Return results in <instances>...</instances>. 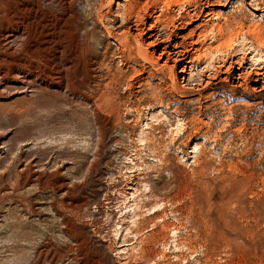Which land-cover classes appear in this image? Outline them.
<instances>
[{"label": "rangeland", "instance_id": "obj_1", "mask_svg": "<svg viewBox=\"0 0 264 264\" xmlns=\"http://www.w3.org/2000/svg\"><path fill=\"white\" fill-rule=\"evenodd\" d=\"M93 1L73 2L79 27L85 25L83 13ZM231 1L232 5H217V10L225 16L237 9L243 14V27V21L233 23L238 39L233 42V57L247 55L244 66L251 71V89L239 87L233 95L228 91L231 76L225 83L215 81L202 92V96L216 92L215 100L200 99L218 104L202 112L204 123L192 122L199 103L188 104L187 94L179 101L193 105V110H173L154 104L146 85L138 96L141 105L123 107L117 111V121L111 114L100 136L92 109H85L80 97L56 98L54 93L56 99L49 103L35 101L39 91L22 87L19 79L24 73L12 84L0 76V111L25 113L22 123L0 119V264H142L147 259L151 264H264V86L259 81L256 90L251 87L252 73L259 70L258 62L264 67V57L250 60L256 52L248 46L257 48L259 43L253 42L255 32L244 41L239 33L249 27L264 37V0ZM19 2L24 8L20 20L26 28L44 32L40 38L44 35L45 47L64 39L66 23L44 13H27L26 2ZM122 2L116 0L110 13ZM116 13L118 18L103 17L113 33L122 23ZM213 20L221 23L223 17ZM195 23L176 32L185 34ZM98 29L92 40L94 54L100 59L108 42L103 65L115 66L120 49L102 27ZM7 42L18 44L13 37ZM263 46L259 43L257 49ZM234 72L232 67L221 75ZM177 74L185 88L195 85L181 81ZM20 98L24 103L16 102ZM220 98L228 100L223 103ZM234 104L237 107L229 110ZM178 117L184 122L182 128ZM174 164L180 172L170 170ZM117 189L135 191L134 200L127 201L136 202L134 212L116 214ZM115 223L120 225L117 235ZM245 228L255 235L232 234ZM220 230L227 236L220 237Z\"/></svg>", "mask_w": 264, "mask_h": 264}, {"label": "bare ground", "instance_id": "obj_2", "mask_svg": "<svg viewBox=\"0 0 264 264\" xmlns=\"http://www.w3.org/2000/svg\"><path fill=\"white\" fill-rule=\"evenodd\" d=\"M24 1L26 2L25 5H27L25 8L28 10L27 13H44L46 16H51V18L55 17L54 20L58 23H66L68 29L65 31L67 33L65 34L64 32V39L62 38L63 40H60L54 46L45 47L44 35L40 38V35L44 34V32L37 31L38 27L26 28L25 24L23 25V22L20 20L24 9L21 7L23 3L19 2V0H0L1 78L7 83L12 84L17 81L16 77L19 74L24 73L22 78L19 79L22 82V87L26 86L38 90V95L33 100L39 102L49 103L58 97L64 96L67 98L69 94L80 97L85 109L89 110L88 106L92 109L93 121L96 125L97 134L100 136L104 135L105 125L109 122L111 114L114 115L113 121H117L119 117L117 111L120 112L123 107L133 109L139 103L141 105L138 96L145 89L146 85L151 95H154V104L158 106L164 104L168 108L172 107L173 110L181 109L184 111L190 109L192 111L193 105L185 103L193 104V101L199 103L194 108L196 111L195 115L192 116L194 124L198 121L204 123V117H201L202 112L206 110L212 111L211 109L215 102H211V100H215L214 96L217 95L216 92H210L208 96H202V92L214 84L215 81L225 83L227 78L231 76L232 89L229 88L230 90L228 91L233 95H235L239 87L251 89L248 83L251 71L244 66L247 55L244 53L238 58L234 59L233 57V51L235 50L233 42L238 40L237 33L233 31V23L234 21H238L240 24L243 21V14L240 9H237L235 12L232 11L225 16L220 10H217V5L225 7L230 2L232 5L234 1L123 0L121 6L116 7L113 13H110L112 5L115 4L116 0H95L89 4V9L83 13L85 25L91 19L89 31L84 30L85 25L79 27L80 24L77 22L78 13L73 7L75 0ZM92 10L94 11L93 17H91L93 14ZM56 12L59 14L56 15ZM116 12L121 14L122 23L117 27L120 31L113 33L103 23V17L113 16V19L118 18V13ZM222 17L223 21L221 23L213 20L214 18L220 19ZM244 22H246L245 19L241 22L243 24L242 27L245 24ZM194 23L195 25L188 29L185 34L176 32L177 29L185 30ZM99 26L106 32L108 38H112L117 43V48L120 49V60L115 66H113L112 62L107 67L103 65L106 51L109 48L108 42L104 44V51L100 59L94 54L92 40H94L100 31L98 29ZM78 28L80 29L77 30ZM81 29H83V34L81 33ZM249 29V27L247 29H240L239 33L242 35V40H246L247 35L255 32L253 34L255 41L253 42L258 41L264 45V37L259 35V31L256 32L254 31L255 29L250 31L251 29ZM11 37L18 43L16 46H12L7 42ZM245 37L246 39H244ZM253 39L251 38V40ZM248 40H250V37ZM33 43H36V48L33 47ZM241 43L243 42L241 41ZM244 43L240 44L241 48L246 46ZM52 47V55L48 56L47 54L50 53ZM248 47H252L254 53L256 52L250 60L256 62L263 59L264 48H259L260 50H258V47L256 48L254 45ZM86 57H88V60ZM87 61L89 62V67L86 63ZM129 62L134 64H130ZM258 64L257 69L261 70L264 68L262 62H258ZM198 67L201 68L197 70ZM232 67H235L237 72L233 74L228 73L224 77L221 75L230 71ZM259 70H253L254 73H252L254 76L251 87L255 90L257 88L255 84L259 81L260 86H264V70ZM193 72L194 75L192 74ZM177 73L182 75L181 81H186L188 84L195 81V85H192L190 89L185 88L184 84L179 82V75ZM152 80L159 81L152 83ZM134 84H136V88L132 90ZM54 93L57 94L56 98ZM184 94L189 96L187 98L189 100L186 102L179 101V98L184 97ZM205 97L211 98L209 104L200 102V99ZM221 100L224 103L228 99ZM23 101L24 98H20L16 102ZM154 104L147 103L148 106H153ZM236 107L234 104L228 107V109L233 110ZM233 113H235V110ZM24 116L25 113L22 110L0 111V119L8 118L11 121L22 123ZM178 120L180 123L178 128H182L184 122L179 117ZM170 170L180 172L177 165ZM117 191V195L115 194L117 200L115 203L116 214L121 215L127 210L134 212L133 204L136 202L127 204V201H130L131 198L134 200L135 191L130 193L124 192L121 189H117ZM154 208V206L151 208L152 211L157 209V207L156 209ZM103 212L105 213L106 211ZM109 213L107 214L109 215ZM108 215L106 218H108ZM119 230L120 225L115 223L113 227L114 234L117 235ZM232 234L236 237L248 234L255 235L249 228H245L239 232L232 231ZM219 236L225 237L227 235L220 230ZM142 264H151V261L147 259Z\"/></svg>", "mask_w": 264, "mask_h": 264}]
</instances>
